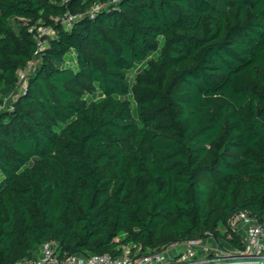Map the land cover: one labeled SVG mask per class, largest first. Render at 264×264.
<instances>
[{"label": "trees", "instance_id": "trees-1", "mask_svg": "<svg viewBox=\"0 0 264 264\" xmlns=\"http://www.w3.org/2000/svg\"><path fill=\"white\" fill-rule=\"evenodd\" d=\"M109 1L0 0V102L17 95L0 110V264L46 242L62 260L210 237L243 255L230 221L264 217V0H117L91 16ZM40 26L54 35L38 52Z\"/></svg>", "mask_w": 264, "mask_h": 264}, {"label": "built area", "instance_id": "built-area-1", "mask_svg": "<svg viewBox=\"0 0 264 264\" xmlns=\"http://www.w3.org/2000/svg\"><path fill=\"white\" fill-rule=\"evenodd\" d=\"M117 0H110L107 4L98 3L93 6L90 14L93 17L96 11L107 7L109 4L116 5ZM78 17L69 15L65 19V27L71 28ZM54 34L50 27L40 26L36 42L38 52L43 51L47 44V38ZM37 52V53H38ZM31 62L24 70L18 72V87L22 91L25 88L26 80L32 71ZM7 100L0 102V110L10 109ZM231 221L235 222L238 228L243 231L245 253L238 258L256 259L260 258L264 250V217L261 221L251 217L246 212L236 215ZM212 250L205 239H193L184 244L173 245L165 251L154 252L149 255L138 256L133 254L130 247L125 248L124 255L112 257L111 255H94L92 257L82 255H71L62 260L56 252L53 242H46L42 246L38 258L23 259L16 264H220L227 258L215 256L210 257ZM244 256V257H243Z\"/></svg>", "mask_w": 264, "mask_h": 264}, {"label": "rangeland", "instance_id": "rangeland-1", "mask_svg": "<svg viewBox=\"0 0 264 264\" xmlns=\"http://www.w3.org/2000/svg\"><path fill=\"white\" fill-rule=\"evenodd\" d=\"M54 34H52L51 36H53ZM50 36V37H51ZM40 63V59L38 58V60L36 62L32 63V69H34L38 64ZM20 89L17 90V92H19ZM16 93L13 95H9L8 97H6L7 103L8 105L11 104V102H13V100L16 98ZM230 227L235 229L237 232L240 233L241 236H243V231H241L237 224L233 221H230ZM207 243L210 245V248L212 250V252L219 257L225 258L227 260H233L236 259V255L235 254V250L229 245V243L226 241V239L224 238H215V237H210L209 239H207ZM238 258V257H237ZM223 263V262H221Z\"/></svg>", "mask_w": 264, "mask_h": 264}, {"label": "water", "instance_id": "water-1", "mask_svg": "<svg viewBox=\"0 0 264 264\" xmlns=\"http://www.w3.org/2000/svg\"><path fill=\"white\" fill-rule=\"evenodd\" d=\"M241 256V255H240ZM244 257V256H243Z\"/></svg>", "mask_w": 264, "mask_h": 264}]
</instances>
